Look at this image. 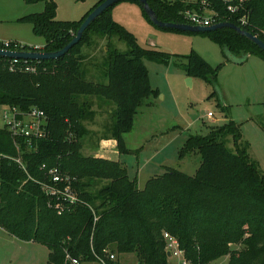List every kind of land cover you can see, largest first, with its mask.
Returning <instances> with one entry per match:
<instances>
[{"label":"trees","instance_id":"trees-1","mask_svg":"<svg viewBox=\"0 0 264 264\" xmlns=\"http://www.w3.org/2000/svg\"><path fill=\"white\" fill-rule=\"evenodd\" d=\"M41 1L46 2L45 10L21 21L32 24L34 34L45 40L41 50L51 53L70 43L87 16L105 0H95L78 21L57 20L52 0H26L30 4ZM147 2L166 23H186V11L202 12L208 7L240 26L238 17L226 13L224 0ZM114 8L93 22L65 56L39 61L36 74L13 73L9 59L0 58V106L22 112L43 110L49 132L29 150L22 140L17 141L18 148L7 128H0V228L20 241L46 246L49 257L44 264H65L66 250L82 262H92L105 249L136 254L139 264H168L165 232L179 240L195 264H211L225 256L228 264H264V172L249 155L248 145L242 147L241 124L233 119L207 135L187 139L180 158L192 153L201 158L193 176L167 167L165 173L149 179L144 189L130 179L121 162L84 153L86 140L95 134L86 123L94 121L103 108L109 120L99 132L102 137L92 144L103 142L107 147L113 141L119 154L132 153L124 136L132 131L145 99L159 95L151 86L145 61L169 64L173 57L143 48L134 34L113 19ZM245 8L250 20L242 29L264 42V0H246ZM195 35L220 45L227 61V51L264 61V52L234 30ZM95 37L107 40L105 83L94 82L95 76L89 79V69L83 65L81 49ZM113 38L124 42L128 52L111 48ZM20 50L37 51L27 45ZM186 58L183 68L190 78L218 85L223 64L212 67L194 50ZM228 108L224 106L225 113ZM229 137L235 151L227 146ZM53 168L75 179L73 187L81 199L62 212L41 185L50 182Z\"/></svg>","mask_w":264,"mask_h":264},{"label":"rangeland","instance_id":"rangeland-1","mask_svg":"<svg viewBox=\"0 0 264 264\" xmlns=\"http://www.w3.org/2000/svg\"><path fill=\"white\" fill-rule=\"evenodd\" d=\"M57 5L56 19L78 21L95 4V0H52ZM46 2L27 3L26 0H0V40L18 42L29 47H41L43 37L34 34L33 26L21 18L42 13ZM113 19L134 34L146 49L164 51L173 55L169 64L145 61L151 86L159 95L145 99L139 108L131 132L124 136L131 154H119L113 141L107 147L92 144L103 130L109 116L103 108L87 127L92 134L85 142V154L92 152L121 162L130 179L144 189L149 179L165 173L167 167L193 176L200 166L197 153L180 158V151L191 135H207L212 128L222 126L230 119L241 124L242 140L248 152L264 172V61L257 56L236 57L229 51L222 53L220 45L207 37L167 31L155 26L144 15L140 4L119 3L112 10ZM111 48L128 52V46L113 38ZM83 65L89 69V79L105 83L103 75L107 64V40L94 38L91 45L82 47ZM199 53L212 67L224 66L218 72V85L200 78H190L183 66L191 51ZM25 51V50H19ZM241 60H246L243 64ZM229 107L228 113L224 106ZM97 110H100L96 108ZM4 106H0V128L5 126ZM213 114V118L208 116ZM98 133V134H97ZM227 146L235 151L233 139ZM94 148V149H93ZM113 264H139L136 254H119ZM49 250L39 243L16 239L0 228V264H44ZM225 256L211 264H228Z\"/></svg>","mask_w":264,"mask_h":264},{"label":"built area","instance_id":"built-area-1","mask_svg":"<svg viewBox=\"0 0 264 264\" xmlns=\"http://www.w3.org/2000/svg\"><path fill=\"white\" fill-rule=\"evenodd\" d=\"M245 2L246 0H224L226 13L230 17H238L237 21L240 24V28L247 26L250 20V12L245 8ZM242 10H245V12L240 16L239 14ZM224 18V16L208 7L203 8L202 12L192 10L185 12L186 23L192 26L209 27L222 22H229L227 19L224 20ZM12 45L14 48H11ZM22 47L23 46L18 42L0 40V50L19 52ZM42 48L43 47H37V51L35 52H43L41 50ZM7 59H9V70L13 73L36 74L38 72L39 61ZM208 116L213 118L212 113H209ZM3 118L5 121L4 127L7 128L18 148L20 147L18 143L20 140L31 150L33 142L48 137V117L41 109L32 108L29 111L22 112L15 107H5ZM15 161L22 165L20 159H15ZM22 167L24 168V166ZM49 175L50 182L41 185L47 196L55 199L60 212H62L64 207L76 206L81 202V199L73 187L74 178L65 175L58 168L51 169ZM97 220L98 218L96 217L95 221ZM163 237L166 243V253L170 252L168 264H195L186 257L185 251L181 248L180 242L176 237L168 232H165ZM65 254V264H112L117 262L116 253L109 249L103 250L102 255L94 253L95 261L92 262H82L80 259L73 257L67 250Z\"/></svg>","mask_w":264,"mask_h":264},{"label":"water","instance_id":"water-1","mask_svg":"<svg viewBox=\"0 0 264 264\" xmlns=\"http://www.w3.org/2000/svg\"><path fill=\"white\" fill-rule=\"evenodd\" d=\"M123 1H127V0H105L103 3H101L87 16V18L80 26L76 36L72 39V41L68 43L60 51L50 53V52H26V51L13 52L7 50H0V58L25 59L32 61H47V60L59 59L65 56L74 46H76L82 40L84 36V32L93 22H95L108 9L116 6L117 4ZM135 1H137L141 5L143 10L149 17L150 21L158 28L175 30L186 33L188 32L193 34H203V33L215 32L221 29H231L234 30L239 35L247 38L249 41L257 45L264 52V42L260 38L230 22H222L209 27L192 26L187 23H166L158 19L153 9L150 8L147 0H135ZM187 81L189 85L192 84V78H189ZM93 155H97V154L94 153ZM167 257H170V252L167 253Z\"/></svg>","mask_w":264,"mask_h":264},{"label":"crops","instance_id":"crops-1","mask_svg":"<svg viewBox=\"0 0 264 264\" xmlns=\"http://www.w3.org/2000/svg\"><path fill=\"white\" fill-rule=\"evenodd\" d=\"M9 41H12V40H9ZM17 42V41H16ZM44 46V45H43ZM43 46H41V47H43ZM227 106V105H226ZM114 145V144H113ZM94 154V153H93ZM107 158V157H106ZM29 243H31V242H29ZM32 243H34V242H32Z\"/></svg>","mask_w":264,"mask_h":264}]
</instances>
